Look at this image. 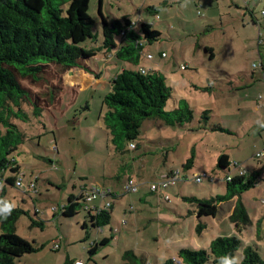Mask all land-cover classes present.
Wrapping results in <instances>:
<instances>
[{
  "label": "rangeland",
  "instance_id": "1",
  "mask_svg": "<svg viewBox=\"0 0 264 264\" xmlns=\"http://www.w3.org/2000/svg\"><path fill=\"white\" fill-rule=\"evenodd\" d=\"M162 1L165 5L157 12L147 9ZM234 1L239 8L231 0H102L108 22L122 23L127 17L136 25L152 23L151 28L160 31V38L145 44L144 51L155 56L150 64L158 63L171 87L165 109L184 99L193 113L182 126L145 119L133 146L127 143L123 152L114 148L102 119L107 83L87 85L89 72L84 68L54 62L42 64L35 76H22L9 66L26 90L28 114L27 121L14 119L25 139L13 157L23 183L29 186L36 180L35 191L13 186L7 194L28 212L18 218L17 233L37 247L17 264H121L124 251L136 255L143 251L137 248L138 240H143L146 251L158 254L181 244L207 249L212 238L231 234L240 237L242 247L257 244L264 258V158L256 156L264 150V16L260 13L264 0L252 1L256 24L243 8L249 0ZM98 6V0H89L95 46L101 43L103 27ZM205 46L212 48L211 58ZM99 56L80 62L96 71L90 78L98 73L97 65L103 69ZM110 56L105 55L106 60ZM115 61L116 67L108 68L111 76L122 67L123 62ZM191 150L193 163L185 166ZM221 153L257 174L255 185L241 194L251 224L236 232L229 219L233 203L228 200L219 204L215 217L199 218L206 227L197 232L195 205L182 196L209 198L225 193L227 170L216 166ZM170 169L178 173L177 180L151 191L150 184L164 179ZM10 174L8 169L4 172ZM126 175L137 183L136 191H123ZM196 175L202 176L200 182L194 180ZM92 186L110 187L117 193L107 197L112 203L111 220L101 227L91 224L80 197L73 215L60 210L68 195L78 197ZM88 204L105 207V200L98 195ZM154 230L158 236L151 241ZM104 237L108 242L101 244ZM94 243L98 246L90 253ZM242 247L235 254L236 264Z\"/></svg>",
  "mask_w": 264,
  "mask_h": 264
},
{
  "label": "trees",
  "instance_id": "2",
  "mask_svg": "<svg viewBox=\"0 0 264 264\" xmlns=\"http://www.w3.org/2000/svg\"><path fill=\"white\" fill-rule=\"evenodd\" d=\"M98 1L103 27L101 43L95 46L93 41L97 37L93 32L94 20L88 13L89 0H0V204L7 202L14 206L6 218L0 216V264H17L22 255L37 249L32 242L17 233V220L21 214H28L27 210L14 205L7 195L9 189L15 187V177L20 171L13 152L25 139V133L14 119L28 120L26 90L9 66L22 76H35L41 72L42 64L48 62L82 67L89 71L80 62L92 60L99 54L111 55V60H120L122 65L129 63L131 66H122L109 78V91L102 98L106 109L102 116L103 123L114 148L119 152H123L126 144H131L138 137L145 119L159 118L166 124L182 126L193 118L192 110L184 99L179 100L172 109H165L172 90L165 83V75L160 70L151 68L142 73L138 69L145 44L158 40L160 31L151 28L152 23L142 21L136 25L127 17L122 23L116 19L108 22L101 10L102 0ZM165 2L162 1L159 6H148L147 9L151 13L157 12ZM251 21L257 23L253 12ZM121 31H124V35ZM204 49L211 58L212 48L205 46ZM98 75L95 73L96 77ZM34 113L39 114L37 109ZM193 159L194 152L191 150L185 166L191 165ZM230 164L226 153L217 157L218 168L230 170ZM7 169L11 174L5 176ZM256 178V172L246 171L244 174L232 175L230 179L224 178V194L209 198L182 196L183 201L195 205L194 212L198 218L195 230L201 232L206 227L205 221L199 219L201 216L215 217L219 204L232 198L236 200L229 219L236 232L240 233L250 225L251 219L241 194L255 185ZM110 195L117 196V193L112 192ZM79 197L84 200L82 192L78 197L68 195L60 208L61 213L66 216L76 213ZM84 209L95 227L108 224L111 220V201L106 208ZM82 226L86 227L87 223L84 221ZM107 242L106 237L101 240V244ZM97 246L98 243H94L90 253ZM240 247L242 243L237 234L220 235L210 240L207 249L181 247L175 257H167L156 264H221L224 259L236 264L235 254ZM240 255V264H264L257 244L243 246ZM121 260V264L146 262L132 250L124 251Z\"/></svg>",
  "mask_w": 264,
  "mask_h": 264
},
{
  "label": "built area",
  "instance_id": "3",
  "mask_svg": "<svg viewBox=\"0 0 264 264\" xmlns=\"http://www.w3.org/2000/svg\"><path fill=\"white\" fill-rule=\"evenodd\" d=\"M264 15V10L261 12ZM121 34L124 35V31H121ZM160 56L164 57L165 53L161 52L159 54ZM141 57H144L145 60L151 61L152 59H154V55L151 52H143L141 53ZM109 59V57L107 58ZM183 67V66H182ZM138 69L140 70V72L145 73L148 68L144 65H139ZM130 146L132 147L133 144L131 143ZM257 157H263L264 158V150H261L259 152L256 153ZM231 166L233 167V169L237 170V174H244L246 172V170L241 166V164L237 163V162H231L230 164V168ZM178 173H174L172 171L171 174H167L165 175V178L162 179L161 181L158 182H153L150 184V189L151 191H157L158 189H163L168 187L169 183H173L175 180H177L178 178ZM232 175L230 174V171L225 175V179H230ZM194 180L196 182H200L202 180V176L200 175H196ZM35 182L36 180L33 182L31 181L29 183V186H26L23 181H22V177L20 175V171L17 173L16 177H15V181H14V185L15 187H17L18 189H20L22 186H24L25 190H23L24 192H28L29 187H32L33 190L35 191ZM122 189L124 192H132V191H136L137 190V183L135 182V180H133L131 177L126 178V180L123 183ZM112 189L110 187H98V186H92L89 188H86L85 192H82V195L84 197V202L85 205L84 207L86 208H90L91 210H96L99 208H104L101 206H93L90 207L88 202L94 200L98 195L100 196V198L102 200H105V208L108 207L110 205V200L107 199V197L112 193ZM163 198H167V195H163ZM74 264H83L81 261H76Z\"/></svg>",
  "mask_w": 264,
  "mask_h": 264
},
{
  "label": "crops",
  "instance_id": "4",
  "mask_svg": "<svg viewBox=\"0 0 264 264\" xmlns=\"http://www.w3.org/2000/svg\"><path fill=\"white\" fill-rule=\"evenodd\" d=\"M252 1L253 0H249L248 2H249V4H247L246 3V6L244 5L243 6V8L246 10V11H248V12H250V15H251V12H253L252 10H254V8H255V6L254 5H252ZM231 3H233L234 5H235V7H237V8H239L238 6V4L236 3V1H234V0H231ZM251 4V5H250ZM264 9H261V12L263 11ZM260 12V13H261ZM261 15L262 16H264L262 13H261ZM256 20V19H255ZM160 52H164V51H162V50H160L159 51V53ZM166 56V55H165ZM164 56V57H165ZM155 57V56H154ZM99 59H101V61H102V63H103V69H101V70H99L98 69V65L96 66L97 67V72L99 73V75H98V77H94V78H90V77H92V72L93 71H95L94 69H93V71H91V70H89V71H87V72H89L88 73V78L86 79V80H88V82H86V84L88 85V84H99V83H102L103 84V86L108 82V80H109V78L111 77V73L108 71V68H115L116 67V61H109L108 59L106 60V58H105V55H102L101 57L99 56ZM140 64L141 65H144V66H146L148 69H151V68H153V69H157V70H160V67H159V65H158V63H156V62H151V64H150V62L148 61V60H146V61H144V60H140ZM122 66H124V67H128V66H131L129 63H124ZM119 70V69H118ZM96 72V71H95ZM93 80V82L92 81H90V80ZM81 89V88H80ZM257 107V106H256ZM227 154V153H226ZM228 155V157H229V154H227ZM229 160L232 162V160L230 159V157H229ZM245 169V168H244ZM227 170V172L225 173V175L229 172V171H231V170H229V169H226ZM172 172V170L170 169L167 173H166V175L167 174H169V173H171ZM234 172V173H233ZM233 172L231 173L230 172V174L231 175H236L237 174V170L236 169H234L233 170ZM249 172V171H248ZM127 177H130V175H126L125 176V179L127 178ZM225 177V176H224ZM125 179H124V181H125ZM113 191V190H112ZM114 192V191H113ZM235 200H236V198H232L231 199V201H232V203H233V205H234V202H235ZM233 205H231V207H230V210L232 209V207H233ZM195 211V210H194ZM151 241L152 240H155L156 239V237L158 236V232L156 231V230H154V231H152L151 233ZM140 236V234L138 235V237ZM153 238V239H152ZM143 240H138L137 242H136V244H137V248L138 249H140V250H143V251H141V252H139L138 254L140 255V256H142L143 258H144V260L146 261L145 262V264H156V263H158V262H160V259L162 258V259H165V258H167V257H175L176 256V253H177V250H178V248L179 247H181V246H183L184 247V244H181V245H179V247H175V248H170V250L169 251H165V252H163V253H156V254H152L150 251H146L147 250V247L145 246V244H142V243H140V242H142ZM148 242V241H147ZM141 244V245H140ZM165 248H167V247H165Z\"/></svg>",
  "mask_w": 264,
  "mask_h": 264
},
{
  "label": "clouds",
  "instance_id": "5",
  "mask_svg": "<svg viewBox=\"0 0 264 264\" xmlns=\"http://www.w3.org/2000/svg\"><path fill=\"white\" fill-rule=\"evenodd\" d=\"M13 207L12 204L7 202L0 204V216L6 218L7 215L11 213ZM221 264H234V262L232 260L224 259Z\"/></svg>",
  "mask_w": 264,
  "mask_h": 264
}]
</instances>
